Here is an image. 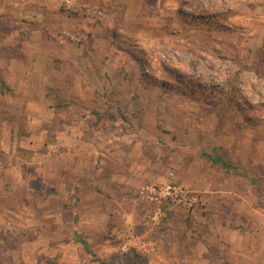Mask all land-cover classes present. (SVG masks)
Instances as JSON below:
<instances>
[{"label": "rangeland", "instance_id": "374dc122", "mask_svg": "<svg viewBox=\"0 0 264 264\" xmlns=\"http://www.w3.org/2000/svg\"><path fill=\"white\" fill-rule=\"evenodd\" d=\"M44 1L0 3V80L13 57L39 66L0 86V264H264V0ZM70 132L118 137L115 168L145 159L148 177L113 181ZM170 172L188 194L155 223L140 191Z\"/></svg>", "mask_w": 264, "mask_h": 264}, {"label": "crops", "instance_id": "0c3cea01", "mask_svg": "<svg viewBox=\"0 0 264 264\" xmlns=\"http://www.w3.org/2000/svg\"><path fill=\"white\" fill-rule=\"evenodd\" d=\"M33 2H36L37 5H39L40 3H38V0H32ZM29 2V3H28ZM0 3H18L20 6L19 8H22V4L24 3L25 4V7L27 8L28 6L31 7V5H34V4H31V0H0ZM42 5H45V6H51L47 0H45ZM31 11H32V7H31ZM37 13V12H36ZM31 14H33V12H31ZM18 32V30H16V33ZM18 37H20L19 33L17 35ZM17 38L20 39V38ZM30 41H31V45L29 47V53L28 52H25V54H30V57L31 59H35V57H37V55L39 54V50L41 48V46L38 44V33H32L30 35ZM6 48L5 50L7 49H10L11 46H13L10 51H4L6 53L7 56L11 57L13 56V50H15L16 48L20 49L21 46H22V50L23 51H26V46L23 44L21 45V43H19V41H16L13 45L9 44V45H5ZM16 46V47H15ZM67 48V47H66ZM33 49L35 54L33 53ZM42 55V54H41ZM45 56V55H44ZM39 57V56H38ZM10 64H8L10 67H8L9 70H11L13 73H14V76H15V81L18 82L17 84H13L11 81H8L7 78H5L4 80H0V86L3 88H9V89H14V92L17 93V88H22V85H21V82L24 81V78H23V73L24 75H26L25 73L27 72H33L35 70H38L39 69V66L38 64L34 63V62H31V63H25V61H21V60H17L15 59L14 57L11 59V61L9 62ZM5 63H0V70L3 72V71H6L1 65H4ZM81 66V64H80ZM84 80H81V85L80 84H74V87H84V86H90L89 85V82H83ZM8 84V85H7ZM91 86H95L94 83H90ZM31 87V85L29 86ZM81 128L79 129L78 131V134H80L81 137L84 136V130L85 128H88L87 126H85V124H80L79 125ZM69 130H72V129H69ZM87 130V129H86ZM71 136L77 141V142H80L81 139H78V134L77 132H70ZM110 146L111 148L110 149H106V150H103L104 147H102V144H100L99 146L98 145H95L98 141H94L93 143H85V145H83L81 142L79 143L80 146H79V151L83 156H84V159L86 157H88V155H91V153L94 155V158L95 160H98V157H99V154H102L104 155V159L108 161L112 160V164H111V167H113V170L111 171L112 172V176H114V180L113 181H118V182H121V183H126V184H137V180L142 176V177H148V175H145L143 173V167H144V162L143 159L142 161L141 160H136V158H131V160H129L130 162V165H127V166H124V170L122 172H120L119 169H116L115 168V164L119 163L120 159H124L125 156H120L119 155V151L121 149V143L118 141V137L113 141V138H110ZM68 142H70L71 144L69 146H66L64 148V151H67V152H64L65 155L63 156V159H65V161L67 162V160L69 159L68 157V154L69 152H71L72 149H75L76 147H73L74 145L72 143H74L72 140H68ZM100 143V142H99ZM209 158L211 159L212 163H214V158L213 157H210ZM110 159V160H109ZM130 159V158H129ZM86 160V159H85ZM119 161V162H118ZM131 164H133L131 166ZM139 166V167H138ZM211 165H208V169L207 168H202L203 165L201 166H196V172L199 173V170L201 169V174H194L193 176H191L190 178V181H188L190 183V185L192 186V188L196 189V190H203V187H206L209 188V185H206V182H208V180H206L205 176L204 175H209L210 172L212 171L213 168L210 167ZM192 168H195V166H192ZM191 168V169H192ZM139 169V170H137ZM122 173V175L120 176V174ZM219 184L222 186V184H224V181L226 180L225 176L223 175V173H219ZM255 184V182H254ZM55 196V194H54ZM59 199V198H58ZM95 209V208H94ZM92 209V210H94ZM80 230H83V229H80ZM172 230V229H171ZM173 231V230H172ZM74 236L77 237V240H80L84 246L86 247V243H87V235L86 233H81V231H79V233L75 232ZM143 236V235H142ZM166 241L164 239H160L157 243L158 247H160L161 245H163ZM83 247V245H80ZM196 262H197V259H196ZM256 262V261H255ZM256 264V263H255ZM258 264V263H257Z\"/></svg>", "mask_w": 264, "mask_h": 264}, {"label": "built area", "instance_id": "2783aa9c", "mask_svg": "<svg viewBox=\"0 0 264 264\" xmlns=\"http://www.w3.org/2000/svg\"><path fill=\"white\" fill-rule=\"evenodd\" d=\"M169 174L170 177L168 179L148 183L140 191L142 198L152 206L149 218L155 223L159 222L162 217L163 205L174 201H182L186 197L185 195L188 194L186 189L174 181V172H170ZM127 240L128 242H135L134 244L140 250H147L150 247V244L146 240L137 239L133 234Z\"/></svg>", "mask_w": 264, "mask_h": 264}, {"label": "trees", "instance_id": "16d2710c", "mask_svg": "<svg viewBox=\"0 0 264 264\" xmlns=\"http://www.w3.org/2000/svg\"><path fill=\"white\" fill-rule=\"evenodd\" d=\"M213 158H214V159H213L214 162H217V161L219 160L217 157H213ZM225 166H226L227 168H229L230 165H227V164H226Z\"/></svg>", "mask_w": 264, "mask_h": 264}]
</instances>
